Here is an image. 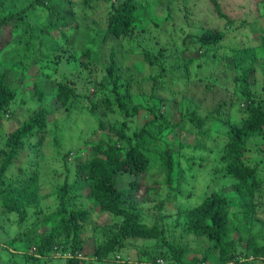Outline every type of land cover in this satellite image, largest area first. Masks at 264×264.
I'll list each match as a JSON object with an SVG mask.
<instances>
[{
  "label": "trees",
  "instance_id": "trees-1",
  "mask_svg": "<svg viewBox=\"0 0 264 264\" xmlns=\"http://www.w3.org/2000/svg\"><path fill=\"white\" fill-rule=\"evenodd\" d=\"M102 1L109 3L103 43L109 39H134L137 49L142 50L134 48L131 52L140 54L145 65L156 70L144 80L153 84L164 81L169 69L176 81H182L184 86L188 84L183 73L197 59L178 56L170 62L173 54H165L162 49L151 50L147 42L143 44L136 36V33H145L150 25L147 0ZM210 1L218 17L226 20V27L232 26L233 21L222 12L219 1ZM83 4L84 9L76 14L71 0H64L63 11L58 1L26 0L21 9L0 16V53L16 40L14 36L19 32L18 41L25 38L24 42L20 41L25 52L36 46L33 58L41 68L51 71V74L46 73L47 77L63 69V64L80 69L83 76L94 80L91 83L93 96L101 95L96 104L90 103V112L94 115L102 109L104 116L116 114L123 120L115 123L99 120L98 130L103 136L95 142H85L89 147L88 155L76 166L73 181L65 179L50 195L44 196L41 194V163L37 160L28 166L26 163L15 166L16 161L27 148L39 159L51 123L50 97L57 108H66L70 113V107L77 105L80 95L75 81L64 74L65 81L55 83L52 95L40 84L33 83V110L7 135L0 149V219L4 222L13 217L19 229L29 224L16 233V238L5 240L0 233V249L10 253L11 264H50L58 259L64 264H155L159 259L165 264H264V243L257 230L264 226V202L257 198L264 190V180L258 174L261 163L247 159L252 151L251 143L264 138V99L253 91V67L242 69L237 78L244 116L240 122L224 124L226 142L218 152V167L215 168L233 183V190H217L196 207L177 211L178 228L200 239L201 248L205 250L202 255L192 253L189 257L190 250L174 237L169 239L166 226L147 222L139 208L160 197L159 186L175 189L178 193L177 185L181 183L185 158L166 141L167 134L177 124L173 125L161 111L170 99L153 94L147 97V102H141L140 96L131 92L141 80L133 78L130 68L116 61L114 50L108 56L109 63L103 65L102 78H94L96 75L89 65L100 64V49L93 39L95 26L88 22V10L96 8L98 3L92 5V1L85 0ZM257 5L264 12V0H259ZM43 11L47 12L46 21L39 24L37 19L41 15L35 13ZM170 14L168 7V18ZM225 37V30L200 29L183 40L181 52L190 54L193 48L198 58L211 54L218 59L217 56L226 53L219 55V50L227 51L222 44ZM248 52L228 48L227 54L236 59ZM260 57L264 63V41L260 44ZM18 92L9 85L5 73H0V121L11 113ZM223 106L225 103H218L214 111L217 118L221 117ZM232 106L234 103L230 104ZM141 115L142 125L132 131L131 123ZM187 118L201 135L210 137L209 130L203 131L205 119L196 111ZM201 147L204 148L201 143L192 146L194 151ZM259 151L264 153V147H259ZM198 156L200 161L204 160ZM190 159L197 160L196 153L192 152ZM154 166L157 179L152 181V186L144 187L145 196L137 199L139 187L144 185L147 173ZM13 169L16 172L12 173ZM49 196L54 197V203L45 209L42 203ZM167 201L160 199L154 207L163 211ZM95 213H107L119 219L112 218L111 224L98 226L92 221ZM88 228H92L94 246L92 253L87 254L84 233ZM140 240L152 242V245H141L135 258L124 254V250L127 254L128 247ZM0 264H3L2 259Z\"/></svg>",
  "mask_w": 264,
  "mask_h": 264
},
{
  "label": "rangeland",
  "instance_id": "rangeland-1",
  "mask_svg": "<svg viewBox=\"0 0 264 264\" xmlns=\"http://www.w3.org/2000/svg\"><path fill=\"white\" fill-rule=\"evenodd\" d=\"M54 1L59 2L61 11L65 10L63 8L64 0ZM71 1L74 2L73 9L76 14L84 9L83 2L85 0ZM90 1H92V5L98 3L96 8L88 10V22L90 25L95 26L93 39L98 43L100 49V64L95 65V67L89 65L94 75H96L94 78H102L104 74L102 68L104 64L109 63L110 51H116V61L121 66L130 68L134 74L133 78L141 80L131 92L133 94L137 93L141 98V102H147V97L153 94L156 97L169 98L170 101H167L165 106L161 107V111L173 125L177 124L176 128L167 134L166 141L170 144V147L179 150L185 158L182 161L181 183L177 185L178 193L175 189L159 186L161 189H159V198L162 200L168 199L164 205V210L158 211L154 207L160 201L157 197L156 201L146 202V204L139 206L143 218L147 222H158L161 226H166L169 239L174 237L175 241H180L190 250L189 257L193 256L192 253L202 255L205 250L201 248L200 239L193 235L184 234L181 228L176 225V215L178 209L189 210L196 207L212 192L217 190L231 192L233 190V183L225 179L221 172L215 171V168L218 167L217 162L220 155L218 152L226 142V127L224 124L233 121L240 122L244 116L241 110L242 102L239 97L240 86L237 82V78L242 74V69L253 67L255 72L253 91L264 99V63L260 57V44L264 41L263 9L257 5L259 0H218L222 12L228 19L233 21V25L227 28L226 20L218 17L210 0H171L170 2L168 0H147L149 2L146 6L147 16L150 19V25L145 33H136V36L143 44L147 42L151 50L162 49L165 54H173L174 57L169 60L170 62L178 56L185 59H197L188 67V71L183 73L188 82L184 86L182 81L174 79L169 69L166 70L167 77L164 81H156L153 84L150 80H144L145 76L155 74L156 70H150L140 54L131 52L132 49L135 48L136 50L138 48L134 39H109L108 42L103 43L104 21L109 11V3H104L102 0ZM25 4L26 0H0V16L10 11L19 10ZM168 7L171 10L169 18L167 17ZM37 14L41 15V18L37 19V23H44L47 12L35 13V15ZM30 20L32 21V19ZM200 29L226 31V37L222 44L227 51L219 50V55L226 52L223 54L225 56H217V59L208 54V57L198 58L193 48H191L190 54L181 52L183 40H187L186 37L189 34L193 35ZM14 38L16 40L0 53V73H5L9 85L19 90L15 102L11 105V113L4 116L0 121V149L4 145L7 135L15 130L32 112L34 105L31 92L34 82L40 84L49 95H52L55 83L61 80L65 81V78L62 79L64 74L67 79L75 81L80 95L77 105L74 104L73 107H70V113H67L66 108H57L53 104L54 100L50 97L48 100L49 106L53 108L50 109L53 110L50 117L51 123L48 126L49 133L45 138L39 159L33 155L31 149L27 148L23 151L21 158L16 161L15 166H23L25 163L28 166L37 160L41 163V194L48 196L56 186L62 185L65 179H68L69 182L73 181L72 177H74L76 166L81 164L88 155L89 147L85 146V142H95L103 136L102 132L98 130L99 120L115 123L121 122L123 119L116 114L104 116L102 109H99L93 115L90 112L89 105L91 102L96 104L101 98V95L93 96L91 83L94 80L86 78L83 76L84 72L82 73L80 69H76L69 64H63V69L61 68L54 75L47 77L46 73L51 74V71L41 68L33 58L36 46L33 45L30 51L25 52L23 45L20 43V41L24 42L25 38L18 41L19 32ZM228 48H236L242 51L249 50V52L240 58L234 59L227 54ZM137 50L141 51L142 49ZM200 64H202L201 67ZM76 65L77 62L74 63V66ZM106 82H108L107 79ZM109 89L110 85H108ZM219 102L225 103V106L220 110L221 117L217 118L214 111ZM231 103H234V106L230 107ZM194 111L197 112L200 118L205 119L203 131L209 130L210 137L201 135L199 130L189 122L187 116ZM143 121V115L136 117L131 123L132 131L140 127ZM196 143H201L204 148L201 147L199 151H194L192 146ZM180 144L188 147L180 148ZM259 147H264V138H258L251 143L252 151L247 155V159L251 162L261 163L258 174L264 180V153L259 151ZM69 152L71 153L67 157L66 155ZM192 152L196 153L197 160L192 161L190 159ZM198 155H201L204 160L200 161ZM156 169L154 166L147 173L148 178L145 179L144 185L139 187L137 199L145 196L147 186H152V181L156 178ZM14 172H16L15 169L12 173ZM257 198L264 202V190L260 192ZM53 203L54 197L49 196L43 201L42 205L45 209H49ZM161 216H163V220H160ZM92 218L93 223L102 226L111 224L112 218L116 217L107 213L101 215L95 213ZM6 220L3 222L0 219V233L2 238H6L5 240L16 238V233L26 229L29 224L27 223L19 229L14 224L13 217ZM257 230H260L259 237L264 243V226L259 227ZM84 238L85 252L87 254L92 253L94 246L92 228L85 230ZM0 244H2V241H0ZM141 245L151 246L152 242L136 241L128 247L127 254L124 250V254L135 258L137 249ZM18 253H21V249ZM11 257L7 250L0 249V259H2L3 264H11ZM17 260L20 261L19 258ZM50 264H64V262L58 259L51 261Z\"/></svg>",
  "mask_w": 264,
  "mask_h": 264
},
{
  "label": "built area",
  "instance_id": "built-area-1",
  "mask_svg": "<svg viewBox=\"0 0 264 264\" xmlns=\"http://www.w3.org/2000/svg\"><path fill=\"white\" fill-rule=\"evenodd\" d=\"M155 264H165L162 260H157L156 262H155Z\"/></svg>",
  "mask_w": 264,
  "mask_h": 264
}]
</instances>
